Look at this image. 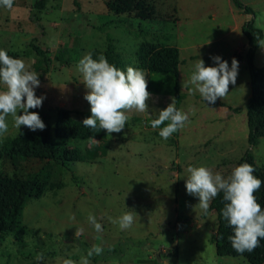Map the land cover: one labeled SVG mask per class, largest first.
Here are the masks:
<instances>
[{"label": "rangeland", "instance_id": "1", "mask_svg": "<svg viewBox=\"0 0 264 264\" xmlns=\"http://www.w3.org/2000/svg\"><path fill=\"white\" fill-rule=\"evenodd\" d=\"M39 1L14 0L12 9L0 6V49L39 74L36 95L46 99L42 107L29 111L39 113L53 136L59 110L69 109L78 120L83 119L80 112L91 113L78 70L85 55L104 52L112 43L126 64L120 69L126 71L135 67L136 51L147 41L179 48L181 63L178 82L170 74L145 72L151 93L148 110L127 113L120 133L106 141L57 140L59 145L78 147L84 157L89 148H96L88 153L92 159L75 163L62 174L49 166L44 176L48 185L63 182L64 187L27 199L20 219L25 234L21 239L0 234V264H63L65 259L80 264L93 245L101 246L103 253L88 257L90 264H251L244 257L217 255L212 241L216 213L205 215L197 206L199 198L189 195L185 185L188 166H205L227 178L249 150L264 169V138L256 147L248 142L251 79L243 33L244 25L254 21L264 34V0H239L252 14L232 0H147L153 14L146 19L112 13L107 7L110 0H46L38 9ZM217 55L229 66L236 58L239 73L229 93L211 104L189 80L199 59L206 67L216 66L211 57ZM254 65L264 67V39ZM172 97L176 108L181 97L178 110L187 113L189 121L164 140L159 132L168 122L153 129L151 120ZM6 122L8 132L0 135V150L9 138L46 130L31 131L23 125L18 129L11 115ZM44 165L32 159L15 167L0 153V172L9 176L28 178ZM128 212L134 213V223L127 230L109 219L118 220ZM89 215L97 218L102 232L88 222ZM77 228L83 229L78 239ZM39 254L44 256L41 262L36 260Z\"/></svg>", "mask_w": 264, "mask_h": 264}, {"label": "clouds", "instance_id": "2", "mask_svg": "<svg viewBox=\"0 0 264 264\" xmlns=\"http://www.w3.org/2000/svg\"><path fill=\"white\" fill-rule=\"evenodd\" d=\"M14 0H0V6L12 9ZM211 59L216 66H205L203 59L195 64L189 83L194 86L204 101L215 104L218 98L229 93V85H235L239 73V61L233 58L231 66L220 56ZM82 73L83 83L88 90L84 99L90 104L91 116L82 124L93 130H106L108 135L120 133L129 119L132 110L143 113L148 110L147 101L151 97L145 72L132 66L126 71L110 64L104 55L93 59L92 54L85 55L78 64ZM0 135L8 132L6 118H14V126L18 129L26 126L31 131L44 130L45 123L39 113L30 109L40 108L46 96H37L35 89L40 87L39 74L30 70V66L19 58L11 57L6 50L0 49ZM187 85L183 84V87ZM26 98V99H25ZM160 110L157 118L151 120L153 129L162 127L159 135L164 140L182 129L189 116L176 108V98ZM22 110L23 115H18ZM95 138L89 137V140ZM96 140V139H95ZM97 141V140H96ZM255 168L245 162L235 167L225 178L219 172L205 166H188L186 169V190L189 195L199 198L197 205L205 215L208 214L210 201L223 193L226 201L222 210L223 217L228 221L233 234L228 237L232 248L243 254L252 252L260 246L264 239V210L255 193L260 190L262 180L254 175ZM196 206V207H197ZM136 214V213H135ZM75 219V217H73ZM113 224L118 223L121 230L129 229L134 223V213L122 214L118 220L109 218ZM88 222L97 232L103 228L94 215H89ZM83 229L77 228L75 237L78 239ZM103 248L93 245L87 257H82L80 264H90L88 257L101 255ZM38 262L44 260L43 254L36 257ZM63 264H76L72 259L63 260Z\"/></svg>", "mask_w": 264, "mask_h": 264}, {"label": "trees", "instance_id": "3", "mask_svg": "<svg viewBox=\"0 0 264 264\" xmlns=\"http://www.w3.org/2000/svg\"><path fill=\"white\" fill-rule=\"evenodd\" d=\"M239 9L247 14L253 10L246 7L239 0H232ZM46 0H40L36 6L43 9ZM109 11L116 15L136 14L143 19L153 14V7L147 0H110L107 1ZM243 33L248 41L247 65L251 79V97L247 106V120L249 127L248 142L251 147H256L261 138H264V67L257 68L254 65V56L264 39L263 32L255 27L254 21L247 22L243 27ZM37 53L44 55L43 51L36 48ZM11 57L17 58L15 54L8 53ZM104 55L110 64L118 69L126 64L116 52L115 46L110 43L106 51L94 50L93 59ZM136 65L134 68L144 72L156 74H170L178 82L179 67L181 63L180 49L162 43L143 42L136 51ZM47 60L46 62H50ZM68 65V63H66ZM47 73V72H46ZM178 90V86H177ZM181 97H177V109ZM83 119L78 120L72 116L69 109H61L58 112L55 136L52 135L51 127L47 126L45 131L36 133L21 134L15 138H9L2 145L0 153L13 166L19 167L24 161L38 160L45 163L42 170L28 178L9 176L0 172V234H14L17 239L25 234L20 227V219L27 199L34 197L41 198L48 189H62L63 182L53 183L50 186L45 180V171L49 166L56 167V173L62 174L63 170L69 171L75 163L83 160H90L92 154H88L93 145L88 149L84 157L78 147H71L67 144L59 145L57 140H79L90 141L89 137L96 140L106 141L108 133L106 130H93L82 124L85 118L91 116L90 112H80ZM93 139V140H95ZM249 163L255 168L254 175L262 180L259 191L255 193L258 202L264 210V169L261 168L253 153L249 150L237 163ZM226 201L223 200V193L217 195L211 202L208 211H215L217 216V230L212 238L216 246V253L220 257H244L251 264H264V239H261L260 246L252 252L243 254L236 252L228 239L233 234L228 221L223 217L222 210Z\"/></svg>", "mask_w": 264, "mask_h": 264}, {"label": "water", "instance_id": "4", "mask_svg": "<svg viewBox=\"0 0 264 264\" xmlns=\"http://www.w3.org/2000/svg\"><path fill=\"white\" fill-rule=\"evenodd\" d=\"M158 257V256H157Z\"/></svg>", "mask_w": 264, "mask_h": 264}]
</instances>
